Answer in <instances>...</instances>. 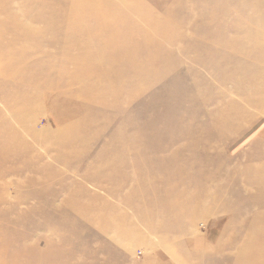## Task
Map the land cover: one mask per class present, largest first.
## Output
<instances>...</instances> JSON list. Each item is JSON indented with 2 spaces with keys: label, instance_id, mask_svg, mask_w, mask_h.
I'll return each instance as SVG.
<instances>
[{
  "label": "rangeland",
  "instance_id": "rangeland-1",
  "mask_svg": "<svg viewBox=\"0 0 264 264\" xmlns=\"http://www.w3.org/2000/svg\"><path fill=\"white\" fill-rule=\"evenodd\" d=\"M13 1L15 6L12 4L13 7L10 8L9 13L0 9V32H6L4 38L0 40V112L12 125V130L17 133L19 143L21 142V145L25 146L19 157L21 164L17 165L22 167V164L28 163L30 166L22 172L11 173L0 178V228H5L4 233L0 235V240L28 233V243H34L41 250L44 249L47 242L52 241L53 244H57L60 234H56V230L62 229L63 226L67 227L76 219L71 215L63 217V221L61 220L63 226L52 222L51 219H56L60 212L57 210L54 212L50 204L53 203L54 207L66 205L62 202L75 194L83 204L104 207L107 213L105 215L110 216L113 223L117 224L116 231L112 229L111 231L122 240L120 246H115L122 258L117 257L116 260L111 261V264H250L248 234L252 229L247 227L245 203L242 199L234 198L230 204L225 205L224 198L231 199L228 189L217 188L212 184L211 195L213 198L219 196L215 205L198 207L192 211L181 210L180 212L178 210L181 213L179 220L164 222L161 217L158 218L150 214L148 211L150 203L142 206L137 216L124 201L114 198L107 192V189L110 188L113 192L118 191L119 194L133 200L135 195L141 193V188H137L139 192L136 190L133 192L131 178L127 183L120 184L118 183L119 176L115 172H102L103 177L99 175L98 178L92 180H87L86 177L89 174L84 173L86 170L90 175H98L104 168L101 165L102 161L99 163L97 161L99 152L104 159H114V149L108 151L106 146V143L112 138L114 127L132 131L131 137H129L132 150L135 146H141V141L145 142V139H149L151 142H161L164 145L163 138L176 135L182 138L181 142L179 141L177 145L166 151H164L165 149L161 151L158 148V150H145L139 155L132 152L122 155V158H125V163L133 160L136 163H142L141 166L135 168L130 165L127 167L128 174L133 172L135 174L132 177L133 181L138 184L145 178H152L151 174L156 173V165L165 166L167 164L166 155L173 154L177 148H181V150L175 154L176 157L174 156L171 161V164H176V166L183 159H201L200 147L207 146V144L219 145L218 156L213 154L216 158L214 163L209 166V169L213 170L215 174V179L212 182L217 185H220V181H225L229 185L233 183V190L237 189V186L243 188L245 184L244 196L246 202L251 206L255 205L252 194L263 200L264 190L258 191L254 188L255 185L252 187L246 183L248 181L260 182L262 169L256 170L254 167L264 163V109L252 108L246 103L249 100L260 98L254 91L253 83L257 81L260 87L264 85V71L260 76L254 72L264 70V61L262 58L255 62L252 60L250 42L244 40L243 44L237 41L230 44L233 49L235 48L236 54L244 60V66L240 71L247 75L246 80H248L249 87L245 91L238 88V96L230 84L216 85V91L214 89L210 94L200 95L204 91V85L193 86L192 83L195 82L193 77L199 74L200 78H203L205 75V80L216 84L219 75H211L201 66L193 64L189 60V56L194 55L193 49L186 44L185 49L180 52V45L184 39L193 40L191 43L199 44L200 38L191 36L197 35L195 31L205 28L207 20L214 17L213 8L211 7L204 12L205 14H199V16L195 13L192 20L187 22L185 16L198 0H129L133 3L139 2L136 7V11L139 12L136 15L131 13L127 15L128 19L122 23L124 26L121 32L124 35L125 33L131 35L138 42L141 41L130 49L129 52L133 54L131 59L135 56L140 57L144 53L142 51L144 49L152 51L155 41L159 45V51L155 58H152L148 63L147 67L151 70L137 75L138 85L130 82L132 79L129 80V83L125 85L124 92L118 96L120 106L117 108L121 107L127 110L125 120L121 118L123 115L110 118V113H107L101 115L94 124H82L77 121L88 116L90 109H82L75 115L76 111L72 105L74 101L70 100V96L74 98L78 96L82 86H87L90 83L95 85L93 83L97 81L101 82L103 79L100 75L104 74L105 69L103 66L93 63L89 56L78 57L77 51L65 49L66 41L77 45L79 43L77 37L81 35L70 36L66 41H63L64 31L62 26L59 28L57 24L43 32L40 25L42 23L36 22L31 26L36 29L41 27L38 33L28 34L32 38L27 41L21 40L17 44H10L7 37L11 33L10 21L12 17L14 16L17 20L18 15L19 22L20 20H30L31 17L25 13L24 17L21 13L13 12L20 6L23 7L22 0H12V3ZM243 1L237 0L238 3H243ZM254 2L256 8L252 9H257L256 15L250 22L248 21V25H245L248 29L258 28L259 31L264 29V24L261 21L262 16H260L264 12V0H254ZM0 3H3V0H0ZM259 3H261L260 6ZM6 7L9 8V5ZM64 10L63 19H66L67 24L69 20L74 21L75 16H80L84 12L72 9L70 12L67 7ZM124 12L127 14L125 10ZM238 15L234 12L229 18H221L217 21L228 28L237 23ZM132 30L133 32L130 33ZM217 32L221 31L218 26L214 25L202 34L209 39H215V42L211 40L210 43L205 44V48L210 50L215 48L217 38L215 33ZM186 36H190L192 39ZM49 38H54L50 44L47 42ZM170 39L173 40V43L169 42ZM96 44L98 41L92 45ZM221 50H224L225 53L232 51L226 48ZM107 53L108 49L106 48L103 54L107 55ZM128 55L127 50L116 52L111 56L112 67L126 62ZM160 58L172 68L161 69L162 71L159 72L154 69ZM173 58L181 62L182 66L180 67L182 68L173 65ZM206 60L211 63L209 58ZM7 64L10 65L12 73L6 72L4 69ZM131 76H133L131 71L126 69L121 72V75L112 76L111 79L114 81L119 78V81H127ZM60 83L65 87L60 88L57 85ZM42 84L48 85L50 88L44 87ZM126 89H128L127 92ZM179 96L191 101L192 107L189 108V112L179 111L182 105ZM192 97L200 100L196 102ZM66 99L70 102L66 103ZM210 100H216V102L206 107L207 111L204 113L202 109H199V105ZM53 101H55L54 104ZM237 101L240 109H247L246 112L240 111V116H238L241 133L234 137L232 142L222 143L223 130L217 129L212 132L204 122H216L220 113L228 111L231 104ZM146 104L153 105V110H149ZM92 105L94 109H97L99 103L94 102ZM167 111L173 113L172 117L160 121L159 117L167 115ZM15 113L22 116L31 114L36 118L30 122L25 121L23 124L14 123L12 117ZM54 116L57 117L56 120ZM182 118H185V121L181 126L179 120ZM149 121L155 125L148 126ZM184 128H186L185 132L181 133ZM28 129L35 133H29ZM68 129L73 132L72 139L63 141L59 138L57 141L56 138L62 133H67ZM230 134L232 135L233 132ZM134 138L138 140V143L133 142L136 140ZM197 146L198 150L193 148L190 150V147ZM78 154L87 156L80 162L69 164L60 160L69 161L72 156ZM150 161L155 163L152 165ZM170 168V166L165 167L161 175L167 174ZM111 177L113 178L108 181V178ZM64 180L67 181L64 182ZM177 185H179V179L172 181L166 188L169 191H174ZM263 186L264 181L260 188ZM79 188L84 189L81 194L78 193ZM205 193V187L200 188L190 192L187 196L176 198L174 201H176V206L181 209L185 203L194 199L204 200ZM91 195L95 196L94 199L91 198ZM106 203L113 207L111 212L106 209ZM204 203L207 206L210 204V200L205 199ZM252 208V212L263 210L256 205ZM1 214L4 216L2 217ZM49 215L54 218L48 217ZM190 216L193 218L191 222L187 219ZM124 218L127 220L124 221ZM100 224L107 226L108 223L103 218ZM180 228L182 231L178 230ZM88 230L90 228L83 230V233ZM95 230L98 231V229ZM73 242L82 245H87L88 242L93 245L90 242H95L94 245L97 246L98 243L100 244V239L93 237L88 241L87 235H78L74 237ZM87 249L77 252L73 262H84L87 259V254L92 250L91 248ZM241 250L245 254L240 255ZM49 251L48 254L55 252L54 250ZM68 258L69 256L65 259ZM65 259L59 261L58 264H68ZM0 260L7 262L9 257L5 256ZM43 260L45 259L43 258Z\"/></svg>",
  "mask_w": 264,
  "mask_h": 264
},
{
  "label": "bare ground",
  "instance_id": "bare-ground-1",
  "mask_svg": "<svg viewBox=\"0 0 264 264\" xmlns=\"http://www.w3.org/2000/svg\"><path fill=\"white\" fill-rule=\"evenodd\" d=\"M22 3L23 7L20 6L17 10H13V12L21 13L23 16L25 13L26 15H31V17L30 20H20V22L18 21V15L17 20H15L14 16L12 17V20L10 21L12 27L10 30L11 33L8 34L9 36L7 37L10 44H17L21 42V40L27 41V39L32 38L31 35H35L36 33H38L41 30V27L42 31L44 32L45 30L57 24L59 28L62 26L61 28L64 31L65 37L62 39L63 41H66V39H68L70 36L81 35L80 37H77V40L79 41L77 45L68 43L66 41L65 49H68L69 51H77L78 57L89 56L93 63L101 65L105 69L104 74L100 75L103 79L101 82L97 81L93 83L95 85H92L90 83L87 86H82L80 94L78 96H75V98L70 96V100L74 101V104L72 105L74 106V109L76 111L75 115L77 112L82 111V109H90L89 115L83 117V119H80L77 122L82 124H94L97 122L98 118L101 115L107 113H110V118H115L118 115H123V117L121 118L122 120H125L127 110L121 107L117 108V106H120V99L118 98V96L122 92H124L125 85L129 83V80L132 79L130 82L138 85L137 80H139V78L137 75L141 72L151 70V68L147 67L148 63L152 58H155V56L157 55V51H159V45H157V41H155L153 44L155 46L152 51H150V49H144L142 50L144 51V53H142L140 57L135 56L133 59H131V56L133 54L129 52L130 49H132L141 41H136V39H133L132 36L127 35V33H125L124 35L123 32H121V29L124 26V24L122 23H124L125 20L128 19L127 15L129 13H131L132 15H136V13L139 12L136 11V7H138L139 2L137 1L133 3L132 1L129 2V0H22ZM12 4L15 6V2L13 1L12 3V0H3V3H0V9L4 12L6 11L7 13H9L10 8L13 7ZM7 5H9V8L6 7ZM260 5L261 3H259V6ZM66 7L70 12L72 10H81L84 12L80 14V16H75L74 21L71 22L69 20L67 24L66 19H63V13ZM211 7L213 8L212 12L214 13V17L207 20L208 22L205 25V28L199 29V31H195V34L197 35L191 36L194 38L198 36L200 38L198 42L199 44L191 43L193 40L187 41L186 39H184L182 45H180V52L185 49V46L187 44V46L194 51V55L192 57L189 56V60L193 64L199 67L201 66L204 71L211 75H219L216 79L218 80L216 81L217 83L211 84L210 82L205 80V75H203V78H200L199 74H194L196 78L193 77L195 82L192 83V85L195 87H201L202 84L204 85V91H202L200 95L210 94L211 91L214 90L217 86H225L227 84H230L234 92H236L238 95V88L245 91L249 86L248 80H246L247 75L243 74V72L240 71V69L244 66V60L236 54L235 48L233 49V46L230 44L235 43V41L243 44L244 40H246L247 42H250L251 58H253L252 60L255 62L259 61L260 58H262L264 61V29L258 31V28H253L252 30L247 28V23L251 21V19L256 15L257 12V9H252L256 8L254 0H244L243 3H238L237 0H198L195 1V3L188 10L185 19L187 20V22H189L195 16V13L198 14V16L199 14H205L204 12L208 11ZM124 10L127 14H125ZM261 10L263 11V9ZM234 12L239 14L237 23L231 25L230 27L226 28L223 24L217 21L221 18H229V16ZM260 16H262L261 21L264 24V12H262ZM36 22L42 23L40 24L41 27L39 29L31 26ZM214 25L218 26L221 32L215 33V36H217L216 45L214 49L210 50L209 48H205L204 45L210 43L211 40L215 42V39H209V37L203 36L202 34ZM88 30L90 31L87 32ZM80 31H83V33H80ZM132 32L133 30L130 33ZM5 33L6 32H0V40L4 38V36L6 35ZM186 37L191 38L190 36ZM53 39L54 38H49V40L47 41L48 44H50L51 41H54ZM170 40L169 42L173 43V40ZM95 41H98V44L92 45ZM106 48L108 49L107 55L103 54L105 53ZM224 48L232 51L225 53L223 52L224 50H221ZM126 50L129 54L126 62L112 67L111 56L116 52L120 53L121 51ZM236 55L238 56L237 59ZM207 58H209V61L211 63H208V61L206 60ZM172 63L176 67L182 66L181 62L177 61L176 58H173ZM168 67L172 68L169 66V64L163 61L162 58H160L156 65V68L154 69L159 72L162 71L161 69H168ZM4 69L6 70V72H13L9 64H7ZM126 69L130 70L133 74V76H131L127 81H119V78L115 79L114 81L113 79H111L112 76L121 75V72L126 71ZM113 70L114 72H112ZM263 71L264 70H258L254 73L260 76ZM168 73L170 74V72ZM42 85H44V87L50 88L48 85ZM57 85H59L60 88L65 87L61 83ZM253 85L256 87H253L254 91L256 92V94H258V96H260V98L258 100H249L246 103L249 107L263 110L264 85H261L260 87V84L257 81H255ZM127 90L128 89H126V92ZM214 91H216V89ZM179 95L183 96L182 94ZM181 96H179V99L181 100L182 105L180 106L179 111L187 113L189 112V108L192 107V103L189 99H184ZM192 98H194L196 102L200 100L195 97ZM61 100L64 101L65 99ZM54 102L55 101H53L52 103L54 104ZM68 102L70 101L67 100L66 103ZM94 102L99 103L97 109L93 108L92 103ZM214 102H216V100H210L206 103H201L199 105V109H202V111L205 113L207 111L206 107L214 104ZM146 106L149 108V110H153V105L146 104ZM246 110L244 108L240 109L239 102L237 101L231 104L228 111H222L216 122L211 123L205 121L204 123L212 132L217 131V129L223 130L221 142L229 143L232 142V139L234 137H237L238 134L241 133V124L239 122L240 120H238V116H240V111L246 112ZM172 115L173 113L167 111V115H165L164 117H159L160 121L164 119H170ZM35 118L36 116H33L31 114L22 116L17 113H15L12 117L14 123L20 124H23V122L25 121L30 122ZM180 120L179 122L182 126L185 118H182ZM149 122L150 124L148 126L155 125V123H153L152 121ZM185 130L186 128H184L181 133L185 132ZM27 131L29 133H35L29 129ZM131 132L132 131L130 130L114 127L112 138H110V140L106 143L108 151L114 149V159H104L99 152V154L97 155V161L98 163L99 161H102V163L104 162V164L101 163L104 168H102L98 175H90V173H87L85 170L84 173L89 174L86 177L87 180L98 178L99 175L103 177L102 172L117 173V175L119 176L118 183L120 184L127 183L128 179L131 178V186L134 187L133 192H135V190L136 192H139L137 188H141V193L135 195L133 200L126 198L122 194H119L118 191L113 192L110 188L107 189V192L114 198H117L120 201H124L127 207L133 209L137 216L138 212L141 211V207L150 203L148 207V211L150 212V214L155 215L158 218L161 217L164 222H168L170 220H179L181 218V210L192 211L198 207L204 208L212 207L213 205H215L219 196H217V198H213V195H211L212 193L210 192V190L213 187L212 184L216 185L217 188L228 189V193L230 194L231 199L224 198V203L226 202L225 205L230 204L234 198L237 200L242 199L245 203L244 206L246 207L245 212L247 214V227L252 229V231H250V233L248 234L249 258H251L250 264H264V199L260 200L256 197L255 194H252L254 196L252 199H254L253 202L255 203V205L263 209L261 211L253 210L254 212H252V207H254L255 205L251 206L246 202L244 196V182L243 188H241V186H237V189L234 190L233 183L232 185H229L228 183H225V181H220V185H217V183L212 182L215 179V174L213 170L209 169V166L214 163V160L216 158L215 155L218 156L219 145L211 146L207 144V146L200 147L201 150L199 153L200 155H202L201 159H183L178 163V166H176V164H171V161L173 160L175 154H177V152L181 150V148H177L175 149V152L173 154L166 155L165 159L167 164H164L165 166L156 165V173L151 174L152 178H145L143 181H140L137 184L136 181L132 180V177H134L135 175L134 172L132 174H128L126 172V169L127 167H129V165L132 168H135L141 166L142 163H136L135 160L130 161L129 163H125V158H122V155L126 154L127 152H132L136 153V155H139L145 150H158V148L161 151L164 149V151H166L167 149L177 145L179 141L181 142L182 138L176 135H173V137L163 138V141L165 142L164 145H162L161 142H151L149 141V139H145V142L141 141V146H135L132 150L130 149L132 148V146L130 144L131 140L129 138L131 137ZM231 132H233L232 135L230 134ZM72 136L73 132L68 129L67 133H62L56 139L57 141L59 138L63 141H68L72 139ZM207 140L209 139L207 138ZM133 142L138 143V140H133ZM24 147L25 146L21 145V142L19 143L18 135L15 131L12 130V125L9 123V121H6V119L1 115L0 112V178L8 176L11 173L22 172L30 166L28 163L22 164V167L17 165L21 164L19 157ZM192 148L198 150V146L190 147V150ZM86 156L87 155L85 154H78L72 156L71 160L69 161L66 159L60 160L65 164H69L76 161L80 162L84 160V157ZM145 163L147 164L148 162ZM150 163L153 165L155 162L150 161ZM167 165L171 167L170 170L167 172V174L161 175L163 172L162 170L165 167H168ZM260 168L262 169V178L260 182L253 183L248 181L246 183L252 187L255 185L254 188L258 189V191H263L264 186L262 188H260V186L263 185L264 181V163L260 164L257 167H254V169L256 170H260ZM112 178L113 177L108 178V181ZM175 179H179V185H177V188L174 189V191H169L166 187H169L167 185ZM66 181L67 180H64V182ZM204 187L206 192L204 200H210L209 205L206 206L204 200H202V202L201 200L194 199L193 201L185 203V205H183L181 209H179L180 207L176 206V201H174L176 198L187 196L190 192L192 193L195 190ZM83 190L84 189L79 188L78 193L81 194ZM94 197L95 196L91 195L92 199H94ZM62 203H65L66 205H58L54 207L53 203L50 204L51 209L54 212L57 210L61 213H59L56 219L53 216L51 217L49 215L48 217L54 218L51 219V221L54 223H59L63 226V224L61 223V220L63 221V217H70L71 215L75 217L76 220L73 223L69 224L67 227L63 226L62 229L60 228L56 230V234H60V239L57 241V244H53L52 241L47 242L44 245L45 250H41L37 246H35L34 243H28V233L23 235L17 234L15 236H11V238H4L0 240V258L8 256L9 260L7 262L0 260V264H58L59 261L64 260L67 256H69V258L65 260L66 262H68V264H111V261L116 260L117 257L122 258L121 253L115 247L118 245L120 246L122 244V240L118 237V235L115 236V234L111 231V229L113 231H116L117 224L113 223V219L110 216L105 215L107 213L105 212L106 210H104V207L99 205H91L88 203L83 204L75 194L70 196L69 199L65 200ZM105 207L106 209L110 210V212L113 210V207L108 204ZM1 216L3 217L4 215L1 214ZM54 216L56 215L54 214ZM191 217L192 216L187 218L190 222L193 220V218ZM103 218L108 223L107 226H101L100 222H102ZM126 220L127 219L124 218V221ZM89 228L90 230H88V232L83 233V230ZM94 229H98V231H94ZM62 230H64V232H62ZM178 230L182 231V228ZM4 231L5 228L1 227L0 235H2ZM78 235H87L88 241L93 237H98L100 239V244L98 243V245L95 246V242H90L93 243V245L89 244V242L87 245L73 242L74 237ZM87 248L92 249L91 252L87 254V259L84 262L80 263L73 262L75 256L77 255V252H82V250L86 251L88 250ZM49 250H54L55 252L48 254L50 253ZM239 254L242 255L245 253L243 252V250H241ZM43 258L45 260H43Z\"/></svg>",
  "mask_w": 264,
  "mask_h": 264
}]
</instances>
